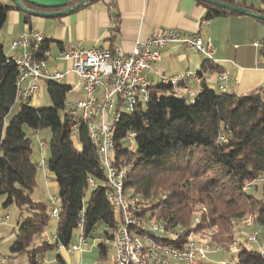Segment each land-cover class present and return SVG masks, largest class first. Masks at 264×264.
Segmentation results:
<instances>
[{
	"label": "trees",
	"instance_id": "obj_1",
	"mask_svg": "<svg viewBox=\"0 0 264 264\" xmlns=\"http://www.w3.org/2000/svg\"><path fill=\"white\" fill-rule=\"evenodd\" d=\"M82 1L69 0L68 6ZM92 1L95 0L87 3ZM219 1L264 14V8L254 9L237 0ZM199 2L208 9L207 19L242 14ZM11 8L0 2V30ZM43 50H49L48 40ZM38 56L43 57L44 53ZM206 63L211 66L208 59ZM17 76L16 64L9 60L0 39V196H4V208L16 204L27 212L18 223L10 247L12 258L27 254L29 264H42L44 253L56 247L44 236L51 219L49 207L31 197L38 165L32 158V138L24 129L27 126L35 132L51 130L50 156L46 162L61 198L56 233L59 241L66 246L73 242L84 211V233L92 238L104 236L99 241V260H106L109 248L105 240L114 238L119 218L107 199L106 174L86 123L79 115L65 113L71 86L48 80L51 104L36 107L16 100ZM149 93L147 103L139 104L132 113L122 112L114 123L115 149L110 155L113 165L125 170L126 194L142 205L138 213L153 216L171 227L186 226L197 208L204 205L207 211L199 228H215L212 238L218 245L232 242L236 224L249 216L254 217V226H264L261 94L219 93L205 82L193 102L179 98L171 86L162 82L152 85ZM117 108L120 110V106ZM130 133H134L133 147L129 144ZM89 175L96 186L88 184ZM254 180L257 183L248 187ZM252 189H260L261 197L252 193ZM57 260L66 264L61 255H57ZM5 261L0 260V264ZM237 264H264V252L240 244Z\"/></svg>",
	"mask_w": 264,
	"mask_h": 264
},
{
	"label": "built area",
	"instance_id": "obj_2",
	"mask_svg": "<svg viewBox=\"0 0 264 264\" xmlns=\"http://www.w3.org/2000/svg\"><path fill=\"white\" fill-rule=\"evenodd\" d=\"M47 36L36 29L20 33L11 42L13 50L19 52L16 57H9L17 67L16 100L31 102L40 92V82L48 80L64 81L67 72L51 70L47 60L51 54L43 50ZM179 43L195 49L209 61H215V46L212 39H204L196 33H182L177 28H164L155 35L144 40H138L131 52H124L117 46L93 48H69L61 53L60 58L72 63V70L84 81L87 97L81 101H68L65 113L69 116L79 115L87 125L89 136L98 150L100 166L106 174L104 187L110 204L114 207L119 218V226L112 240H105L108 248L114 250L112 264H209L207 251L212 247L203 239L205 232L200 233L199 227L207 211L202 206L192 221L186 226L171 227L160 219L150 215H140L142 205L137 198L130 197L125 192V170L113 165L110 155L115 149V126L122 112L132 113L141 103L150 99L149 89L154 83L146 76V71L161 58L162 49L169 44ZM260 45V43H256ZM44 53L43 57H39ZM192 80L201 86L205 80L203 73L185 71L162 78V83L171 86L172 92L179 98L193 102L187 81ZM230 75L220 73L217 79V91L227 92ZM102 93L98 96L99 89ZM120 106V110H118ZM80 112V114H78ZM111 115L112 118H109ZM77 128L78 125H74ZM134 133L129 134V144L134 146ZM224 138V133L220 134ZM42 148L48 142L40 140ZM41 168L47 167L45 159L41 161ZM90 186H96L92 176L87 177ZM254 180L248 187L255 185ZM50 215L60 219L61 198L59 195L51 197ZM84 211H81L78 231L75 240L66 246L59 241L55 234L53 239L46 237L48 243L55 240L58 251L70 253L84 252L89 245V237L84 233ZM9 218V214L5 216ZM246 225H254V217L249 216L241 220ZM205 231V230H204ZM215 233L213 228H207ZM187 233V234H186ZM186 234V235H185ZM259 232L254 230L249 234L251 242L258 240ZM185 236V237H184ZM93 239L104 240V236ZM176 241V243H171ZM234 243V244H233ZM230 247L239 246L234 241ZM224 246H221L222 248ZM69 264H84L82 262ZM232 264H237V258Z\"/></svg>",
	"mask_w": 264,
	"mask_h": 264
},
{
	"label": "crops",
	"instance_id": "obj_3",
	"mask_svg": "<svg viewBox=\"0 0 264 264\" xmlns=\"http://www.w3.org/2000/svg\"><path fill=\"white\" fill-rule=\"evenodd\" d=\"M237 1L254 9L264 8V0ZM0 2L12 7L0 30L6 55H19L18 51L12 49L11 42L20 33L31 29L43 32L49 41V68L67 72L66 79L61 81L71 86L66 102L84 100L87 93L84 81L72 70V63L60 58L64 50L117 46L124 52H131L138 40L147 39L170 27L182 33H196L204 39H212L215 61H210L209 66L206 57L197 50L179 43L169 44L162 49L161 58L146 71V76L154 84L160 83L163 77L192 71L203 73L204 82L217 89L218 75L227 72L230 75L227 92H259L264 101V22L255 17L230 14L207 19L208 9L199 0H95L59 17L31 15L15 8L12 0ZM186 84L192 95L201 90V86L192 80ZM101 93L100 88L98 96ZM30 104L36 107L47 106L41 89ZM47 147L42 148L38 144L35 152L37 158H34L33 152L32 158L37 162L38 171L41 161L49 158L45 153ZM53 183L57 184L56 181ZM48 184H52L50 179ZM23 218L20 216L19 222ZM68 253L81 257L85 251ZM77 262L81 261L74 263Z\"/></svg>",
	"mask_w": 264,
	"mask_h": 264
},
{
	"label": "rangeland",
	"instance_id": "obj_4",
	"mask_svg": "<svg viewBox=\"0 0 264 264\" xmlns=\"http://www.w3.org/2000/svg\"><path fill=\"white\" fill-rule=\"evenodd\" d=\"M41 95H43L47 100V106L51 104L49 95L47 92L46 82L41 83ZM112 118V117H111ZM24 129L28 131V134L32 138V147L34 149V158H37V154L35 153L38 147L40 140H44L46 142L50 141L51 138V130L43 129L38 132L30 130L27 126H24ZM77 142V139L75 137ZM46 155L50 156L49 147L45 150ZM39 171L36 174V187L31 194V197L34 201L44 202L48 205L49 211L51 209L50 200L52 196L58 195V186L55 182L54 175L47 170L45 167H40ZM48 177L52 184H48ZM257 196L261 197V190H251ZM89 195V193H88ZM88 197V196H87ZM4 200V196H0V260L5 259L7 262L5 264H29V258L27 254H23L17 258H12V253L10 251V247L15 240L16 234L18 232V223L20 221V216L26 217L27 212L21 211L16 204L9 206L8 208H4L2 206V202ZM204 206V205H202ZM199 206L195 212V214L199 213V210L202 208ZM9 214V218L7 219L5 216ZM194 214V215H195ZM193 215V217H194ZM193 219V218H192ZM192 221V220H191ZM57 225L58 220L56 218L51 217L48 226L45 229L44 236L53 239L55 234L57 233ZM215 229V228H213ZM205 230V231H204ZM216 230V229H215ZM254 230H258V240L251 242L248 240L249 234H251ZM78 230H76L77 232ZM200 233H206L203 236V239L206 242L211 244V248L207 251V259L209 264H232L233 260L237 258L239 252V246L230 245L234 241L240 242V244L245 245L248 248L252 249H262L264 252V226L261 225H246L243 222H239L236 224L234 228V240L228 243L216 244L213 242V234L207 231V229H200ZM75 232V233H76ZM75 235V234H74ZM75 238H73V241ZM89 245L85 248V253L81 255V257H76L74 255L69 254L67 251L60 252L57 247L51 248L46 251L42 258V264H61L57 260V255H61L66 264L74 263L77 260H80L84 264H112L113 263V255L114 250L110 247L108 258L106 260H99V240L93 239L89 237ZM55 240L52 241L51 244L55 245ZM234 244V243H233ZM221 246H224L220 248Z\"/></svg>",
	"mask_w": 264,
	"mask_h": 264
},
{
	"label": "water",
	"instance_id": "obj_5",
	"mask_svg": "<svg viewBox=\"0 0 264 264\" xmlns=\"http://www.w3.org/2000/svg\"><path fill=\"white\" fill-rule=\"evenodd\" d=\"M12 1L15 3V5L18 8H20L22 11L28 14L42 16V17H59L70 13L74 9L79 8L89 0H84L73 6H68L69 0H12ZM202 1H206L248 16H252L264 20V14L249 9L247 7H241L235 4H229L219 0H202ZM28 4H33L36 6V8L30 7Z\"/></svg>",
	"mask_w": 264,
	"mask_h": 264
}]
</instances>
